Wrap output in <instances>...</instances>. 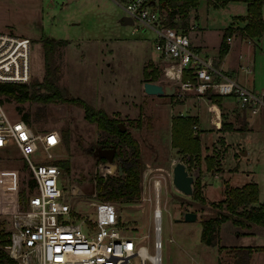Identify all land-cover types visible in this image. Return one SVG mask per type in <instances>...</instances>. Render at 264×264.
<instances>
[{"label": "rangeland", "instance_id": "obj_1", "mask_svg": "<svg viewBox=\"0 0 264 264\" xmlns=\"http://www.w3.org/2000/svg\"><path fill=\"white\" fill-rule=\"evenodd\" d=\"M124 1L0 0V30L31 38L34 73L31 84L42 81L46 73L41 39L46 36L62 41L54 53L53 64L57 66L56 81L63 94L81 98L93 109L103 110L106 115L118 119L138 142L142 166L138 197L114 201L98 194L95 185L96 179L101 177L98 165L108 162L99 158L98 149L113 142L98 121L88 118L80 103L45 104L29 100L19 103L2 95L5 109L12 118L28 112L36 132L55 130L62 138L63 130H69L68 145L62 139L54 151L58 161H68V168L59 164L63 170L62 183L76 185L81 191L71 200L79 216L92 215L93 201H111L116 205L126 234L135 236L150 253L155 254L154 211L159 208L161 264H190L191 255L200 258V264H217L219 253L215 246L206 245L201 240V230L202 221L216 216L219 211L213 203L224 197L223 178L231 185H242L250 178L255 180L258 197L264 201V106L254 115L257 119L251 130L232 132L228 136L229 147L222 163L227 170L221 173L223 176L210 180L212 182L205 193L209 178L207 171L213 168L210 174L214 175L225 146L217 143L212 155L204 157L202 148L194 152L187 146L184 149L172 145V120L181 115L178 111L180 103L197 94L182 90L180 86L175 88L172 96H155L144 91L145 81L164 85L175 81L165 77L164 62L157 58L154 48L153 31L141 27L136 32L132 24L122 21L124 10L121 5ZM224 3L223 0L214 4L203 0L196 6L201 13L198 30H202L203 39L213 52L232 21H242L247 25L250 18L247 2L230 0ZM206 10L209 11L208 16ZM195 13L198 11L193 10L189 16L190 22L197 18ZM260 13L263 18L264 2ZM246 25L244 28L231 26L233 33L230 35L246 32ZM237 42L233 39V44ZM259 42L261 49L257 47L255 53L250 50L248 58L255 61L253 74L262 79V88L256 87V90H264V31ZM249 44L251 48L253 44ZM245 55L246 51H242V56ZM243 57L242 63L245 62ZM208 94L216 101L223 98L213 92ZM193 125L196 121L190 126L191 135H196L198 129ZM9 145L0 149V231L7 233L4 239L6 249L10 247L12 228L11 215L4 207L9 202L7 198L15 199L13 203L23 208L29 194L36 190L32 184V173L18 148L12 141ZM233 146L245 148L248 152L246 158L236 159ZM44 156L40 152L31 157L38 160ZM203 158L209 170L202 167ZM114 159L109 162L111 172L102 178L119 174L121 160L119 157ZM179 161L186 163L194 176L191 195L179 191L172 183L173 166ZM232 168L235 170L227 172ZM186 211L195 212L197 219L186 221ZM219 232L221 236L217 242L223 251L220 263L264 264L263 227L256 224L241 227L226 221L221 224ZM148 264L153 263L148 261Z\"/></svg>", "mask_w": 264, "mask_h": 264}, {"label": "built area", "instance_id": "obj_2", "mask_svg": "<svg viewBox=\"0 0 264 264\" xmlns=\"http://www.w3.org/2000/svg\"><path fill=\"white\" fill-rule=\"evenodd\" d=\"M172 1L126 0L121 5L124 15L132 19L134 31L141 27L153 31L155 51L165 62V77L199 97H206L207 92L234 96L240 111L257 113L264 106V90L242 85L217 67L212 57L203 55L189 37L199 27L197 21H189L192 8L186 13ZM230 39L229 35L226 41ZM32 48L31 38L0 30V83H31ZM10 141L24 158L36 188L23 208L11 201L4 206L12 222L10 247L4 248L17 264H161V210L154 211L155 254L126 234L113 202L93 201L92 215L79 216L71 200L81 191L76 185L62 183L63 170L55 156L54 149L62 142L60 133L36 132L22 117H10L0 96V149L10 146ZM40 152L45 154L43 158L31 157ZM109 162L98 165L99 176L111 172Z\"/></svg>", "mask_w": 264, "mask_h": 264}, {"label": "trees", "instance_id": "obj_3", "mask_svg": "<svg viewBox=\"0 0 264 264\" xmlns=\"http://www.w3.org/2000/svg\"><path fill=\"white\" fill-rule=\"evenodd\" d=\"M226 4L230 0H223ZM247 2L250 14L246 25V32H241L243 37L260 36L264 31V18L260 13V7L264 0H237ZM173 6L178 5L186 13L192 7L198 4V0H175L172 1ZM229 26L223 32L222 43L219 50V58H222L228 51L229 45L226 38L232 33ZM41 43L44 49L45 75L42 81L37 83H0V96L5 95L11 97L17 102L33 101L55 103V102H78L87 112L90 120H96L99 126L109 133L112 137L109 148L114 146L116 151L114 158H120L122 173L116 176H107V178L98 177L96 186L98 194L106 200L128 201L138 197L140 194L141 179V150L138 142L131 136L129 131H121L118 126V119L106 115L103 110H95L88 105L83 99L78 97H67L63 94L60 86L56 81L57 66H54V53L61 40L43 37ZM54 66V67H53ZM31 87V90H30ZM43 89V91H40ZM28 112H24L21 117L31 124V118ZM196 121L192 116L178 115L172 120V145L175 147L194 149L199 152L200 142L198 135H191L190 126ZM231 129V128H229ZM227 129V130H229ZM62 139L68 145L70 139L69 130H63ZM101 160H107L103 156H99ZM61 166L68 168V161H58ZM33 184V183H32ZM34 185V184H33ZM203 199V197H200ZM204 200V199H203ZM218 207L219 211L216 216L204 219L202 221L201 240L208 245H216L218 240V231L222 223L231 221L237 226L249 227L256 224L264 228V203L258 198V184L254 181L246 183L243 186H230L226 183L224 189V198L213 203ZM7 233L0 231V264H17L16 260L10 256L5 250L4 240Z\"/></svg>", "mask_w": 264, "mask_h": 264}, {"label": "crops", "instance_id": "obj_4", "mask_svg": "<svg viewBox=\"0 0 264 264\" xmlns=\"http://www.w3.org/2000/svg\"><path fill=\"white\" fill-rule=\"evenodd\" d=\"M200 1H203V0H199L198 4L200 3ZM196 6L192 7V9L190 10L189 16H191L193 10L198 11L197 14L195 13L197 15V18H195V21L198 22L201 13H200V10L196 8ZM208 9L210 8H207V10ZM206 14L208 16L209 11H207ZM207 18L208 17H206V19ZM239 22L240 21L238 22L235 21V23H233L232 21L230 26L244 28L246 23L241 21L240 22L241 24H239ZM198 28H200V24ZM198 28L194 29L193 31H190L189 37H190V41L192 42V44L196 46L199 50H201V53L203 55L208 56L209 58L212 57V59H214V62H215V59H217V63H215V65L219 67L220 69H222L227 76H231L232 78H234L236 81H238L242 85L249 87V88L250 86H252L253 87L252 89H255V90H256V87L262 88L261 86L262 79L257 77V75L255 76L253 74L254 67H255V61L253 59L248 58V55H249L248 53L250 50H252L255 53L257 47L261 49L259 41L263 33L260 36H256L254 38H249L248 36L243 37L242 35H237L235 33L230 35L231 39L227 41L229 45L228 51L222 58H219V50H220V46L222 43L221 41L222 37L220 39L219 44L215 46L216 51L213 52L208 46V43L205 42V40L203 39L204 33H202V30L199 31ZM222 36H223V33H222ZM233 39H236L238 42L236 44H233ZM249 43L253 44L251 48H250ZM242 51H246V55L244 57L242 56ZM156 55H157V58L161 60L158 53ZM242 57L245 58L244 63H242ZM162 61L164 62V60ZM206 94H207L206 97L189 96L186 100H183L184 102L182 101L180 103V109H178L179 114L181 115L192 116L194 118L196 117V125H197L196 128L198 129L196 134L198 135L200 147L202 148V156L205 157L207 155H212V150L215 147L214 145H216L219 142L223 143V146H225L224 152L222 153V156L220 157V161L218 163L219 165L216 167L217 170H215L214 175L210 174L213 168L210 169L211 171H207L206 176L209 175L208 176L209 178L207 180L208 183L206 184V187H205V193H206L207 186L211 184L212 182L210 180L215 179V177L217 176H221L227 170V169L225 170L224 165L222 163L224 161L225 153L229 147L228 146L229 144L227 143L228 136L231 135L232 132L251 130L253 125L256 123V119H257L256 117H254V115L257 113H253L250 110L240 111V108L237 104V100L234 96H231V95L222 96L223 98L221 100L216 101L211 97L210 94H208V92ZM233 149H234L236 159L242 160V158H246L248 152L245 150V148H242L241 146H238L236 148V146L235 147L233 146ZM201 162H202L201 163L202 167L204 168L205 166V168L209 170L204 158L202 159ZM232 170H235V169L232 168L227 172H231ZM249 180L250 181L245 182L244 184L250 183L252 181L256 182L255 180L251 178ZM223 181H224L223 193H224L226 183H228L230 186H243L244 185V184L242 185L232 184L231 185L230 182L225 180L224 178H223ZM14 200L15 199L7 198V202L8 201L14 202ZM259 200L262 203H264V201H262L260 198ZM218 233L220 234L219 231ZM220 236L221 234L219 235L218 238H220ZM209 246L216 247V250L219 253L217 264H222L220 262L223 256L222 254L223 251L219 247L218 242L216 243V245H209ZM191 262L200 264L201 260L197 256L191 255L190 264Z\"/></svg>", "mask_w": 264, "mask_h": 264}, {"label": "water", "instance_id": "obj_5", "mask_svg": "<svg viewBox=\"0 0 264 264\" xmlns=\"http://www.w3.org/2000/svg\"><path fill=\"white\" fill-rule=\"evenodd\" d=\"M72 0H68L70 2ZM122 21L126 24H131L132 19L126 15H123ZM178 83L173 82L169 85H164L162 83H156L152 81H145L143 83L144 91L147 94L155 95V96H172L174 94L175 88L177 87ZM118 126L121 131H125L126 127L123 123L118 122ZM98 155L103 156L107 159V161L112 162L115 155V147L111 146L109 148H99ZM120 173H122V167L119 165ZM194 178L189 172V167L183 163L182 161L176 162L173 166L172 170V183H174L175 187L188 195H191L193 192V182ZM184 219L186 221H195L197 219V214L192 211H186L184 213Z\"/></svg>", "mask_w": 264, "mask_h": 264}]
</instances>
